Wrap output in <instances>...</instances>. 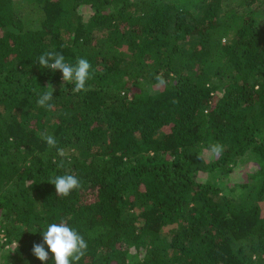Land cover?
I'll return each mask as SVG.
<instances>
[{"label": "trees", "instance_id": "16d2710c", "mask_svg": "<svg viewBox=\"0 0 264 264\" xmlns=\"http://www.w3.org/2000/svg\"><path fill=\"white\" fill-rule=\"evenodd\" d=\"M61 220L77 264H264V0H0V264H54L32 247Z\"/></svg>", "mask_w": 264, "mask_h": 264}, {"label": "clouds", "instance_id": "9594fccd", "mask_svg": "<svg viewBox=\"0 0 264 264\" xmlns=\"http://www.w3.org/2000/svg\"><path fill=\"white\" fill-rule=\"evenodd\" d=\"M37 62L43 68L61 71L63 82L74 83L73 92L79 93L87 90V82L92 77V65L87 59L77 58L76 63L72 64L66 61L62 53L48 51L40 55ZM156 79L160 83H164L162 77L157 76ZM49 87L52 89L51 91L37 93V104L51 111L55 107L52 103L54 88L51 84L47 86V88ZM41 135L50 148L57 147V140L54 136L46 133ZM223 150V145L219 143L211 145V151L217 155L221 154ZM57 153L61 157L65 155L64 150L60 148H57ZM197 159H200L199 155ZM49 182L55 185L57 194L63 197L69 196L73 190L82 186L79 178L73 174L57 175ZM42 237V243L33 244L32 253L43 262L49 260V251L45 249V245L54 254V264H77L88 249V243L84 236L64 220L48 225L47 230L42 232Z\"/></svg>", "mask_w": 264, "mask_h": 264}, {"label": "rangeland", "instance_id": "374dc122", "mask_svg": "<svg viewBox=\"0 0 264 264\" xmlns=\"http://www.w3.org/2000/svg\"><path fill=\"white\" fill-rule=\"evenodd\" d=\"M245 175L243 171H237V173H232V178H230V183L237 181V179H244Z\"/></svg>", "mask_w": 264, "mask_h": 264}]
</instances>
